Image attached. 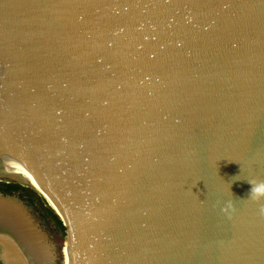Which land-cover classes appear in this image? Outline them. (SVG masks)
I'll return each mask as SVG.
<instances>
[{
	"label": "water",
	"instance_id": "1",
	"mask_svg": "<svg viewBox=\"0 0 264 264\" xmlns=\"http://www.w3.org/2000/svg\"><path fill=\"white\" fill-rule=\"evenodd\" d=\"M0 159L63 264H264V0H0ZM34 224L0 194L2 264Z\"/></svg>",
	"mask_w": 264,
	"mask_h": 264
},
{
	"label": "trees",
	"instance_id": "2",
	"mask_svg": "<svg viewBox=\"0 0 264 264\" xmlns=\"http://www.w3.org/2000/svg\"><path fill=\"white\" fill-rule=\"evenodd\" d=\"M0 163L4 161L0 159ZM0 194L15 200L30 212L29 215L36 224L47 233L49 242L56 252L57 264H63V252L59 240L61 222L39 197L35 188L25 183L20 173L12 170L10 177H0Z\"/></svg>",
	"mask_w": 264,
	"mask_h": 264
},
{
	"label": "clouds",
	"instance_id": "3",
	"mask_svg": "<svg viewBox=\"0 0 264 264\" xmlns=\"http://www.w3.org/2000/svg\"><path fill=\"white\" fill-rule=\"evenodd\" d=\"M252 199L260 200L264 198V181L254 182L249 190ZM223 211V209H222ZM260 213L264 215V207H261Z\"/></svg>",
	"mask_w": 264,
	"mask_h": 264
},
{
	"label": "rangeland",
	"instance_id": "4",
	"mask_svg": "<svg viewBox=\"0 0 264 264\" xmlns=\"http://www.w3.org/2000/svg\"><path fill=\"white\" fill-rule=\"evenodd\" d=\"M20 173H21V175L23 176V173H22V171L20 170ZM24 209H26V208H24ZM26 211H27V213L29 214L30 212L26 209ZM30 216V218L33 220V222L36 224V222H35V220L31 217V215H29ZM38 227H39V225L38 224H36ZM40 228V227H39ZM40 230L45 234V235H47V233L45 232V230L44 229H41L40 228ZM48 236V235H47Z\"/></svg>",
	"mask_w": 264,
	"mask_h": 264
},
{
	"label": "flooded vegetation",
	"instance_id": "5",
	"mask_svg": "<svg viewBox=\"0 0 264 264\" xmlns=\"http://www.w3.org/2000/svg\"><path fill=\"white\" fill-rule=\"evenodd\" d=\"M38 250H39V249H38ZM39 254H40L39 251H36L35 256H37V255H39ZM0 263H2L1 260H0ZM13 263L16 264V261H12L10 264H13ZM17 263L20 264L19 262H17Z\"/></svg>",
	"mask_w": 264,
	"mask_h": 264
}]
</instances>
